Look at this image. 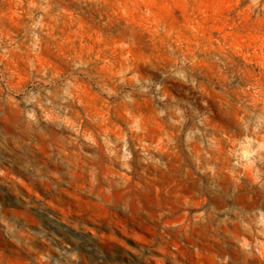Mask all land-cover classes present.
Masks as SVG:
<instances>
[{
	"label": "rangeland",
	"instance_id": "obj_1",
	"mask_svg": "<svg viewBox=\"0 0 264 264\" xmlns=\"http://www.w3.org/2000/svg\"><path fill=\"white\" fill-rule=\"evenodd\" d=\"M0 264H264V0H0Z\"/></svg>",
	"mask_w": 264,
	"mask_h": 264
}]
</instances>
